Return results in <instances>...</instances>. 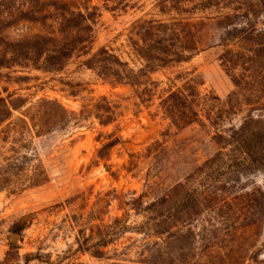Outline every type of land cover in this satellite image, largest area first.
Here are the masks:
<instances>
[{"label":"rangeland","instance_id":"rangeland-1","mask_svg":"<svg viewBox=\"0 0 264 264\" xmlns=\"http://www.w3.org/2000/svg\"><path fill=\"white\" fill-rule=\"evenodd\" d=\"M25 1L15 0L14 10ZM115 3L89 0L96 16L88 54L74 55L62 70L0 67V97L22 106L13 111L12 124L0 128V171L8 162L16 163L18 171L28 156V172L39 168L49 178L43 186L30 187L22 177L0 192V264L137 261L145 240H155L145 234L155 236L153 219L159 214L168 222L165 229L187 224L184 244L191 246L194 264H264V136L245 138L248 156L242 165L233 153V137L245 120L264 121L262 78H256V88L249 84L252 75L242 80V89L233 84L220 62L225 49L216 45V31L202 39L197 30L198 39L211 48L187 62L164 65L134 53L139 23L212 24L231 9H201L198 0ZM57 28L53 21L20 23L3 35L16 41ZM102 49L125 66L103 69L91 59ZM189 88L199 91L192 100L200 119L178 129L162 100ZM251 95L260 101V110L252 114L245 102ZM104 97L115 111L108 126L94 113L96 104L106 106ZM42 99L82 116L42 137L27 130L23 134L16 120L29 111L35 114ZM115 140L119 143L113 148L102 150ZM212 160L217 164L202 170ZM20 221H26L27 229L15 234ZM103 240L111 243L104 247ZM96 251L104 257H93Z\"/></svg>","mask_w":264,"mask_h":264},{"label":"trees","instance_id":"trees-1","mask_svg":"<svg viewBox=\"0 0 264 264\" xmlns=\"http://www.w3.org/2000/svg\"><path fill=\"white\" fill-rule=\"evenodd\" d=\"M104 1L106 3L118 1L115 3L116 5L120 3L122 7L125 6L123 4L125 0ZM198 1L197 6L201 9L227 8L231 9L232 13L217 19L212 24L180 22L167 25L155 21L139 23L137 24V37H139L140 43L137 42L134 46L135 55L142 60L159 61L164 65L187 62L197 53L211 48L210 44L205 45V42L198 39L197 30L202 39L204 36L205 39L208 37L207 33L216 31L220 33L216 45L225 49L220 56V62L227 75L231 77L233 84L242 89V80H247V77L252 75L253 79L249 83L251 88L259 86L257 77H261L264 82V0ZM88 2L89 0H26L21 8L14 10L12 5L15 6V0L0 1V67L9 68L14 64L35 66L46 72H56L62 70L74 55L88 54L96 16L95 10H90L91 8L87 6ZM48 21L57 22L59 28L51 29L50 32L27 34L23 39L16 41L3 35L9 28L20 23L46 25ZM206 27L208 30L205 32ZM212 43L215 45L214 42ZM232 47H237V49ZM91 59L99 65H104L103 69L106 71H113V67L125 66V63L117 55L106 49L100 50ZM190 90L192 92L187 94ZM195 92L200 95L197 90L193 92V88L180 89L170 92L162 100V107L167 117L178 129L192 125L200 119L194 108L195 102L192 100V95ZM255 98L258 99L255 95H251L245 100L246 105L251 106L250 114L254 110H260L256 109V104L260 101ZM101 102L106 106L104 108H101L99 104L94 106L95 118L102 126H108L115 120L114 105L106 97L102 98ZM20 107L22 106H12L7 99L0 97V113L4 115L0 120V128L7 122H9L7 126L12 124L10 121L13 118V111ZM35 107H37L35 114L31 115L29 111L16 120L21 124L23 134L27 130L28 134L42 137L63 129L65 125L82 116V114L69 112L57 101L42 99L36 103ZM235 135V138L233 137V153L241 158L239 163L242 165L248 156L244 147L245 138L248 135L264 136V121L255 120L250 116L235 132ZM118 141H111L102 150L113 148L115 142ZM102 150L98 154L101 160L104 159L101 156ZM22 160V167L18 171L15 170L18 165L14 162H8L5 167L1 168L0 192L5 191L6 187L21 180L22 177L25 182H29L30 187H40L49 182L44 170L38 168L37 172L33 174L28 172L25 166L30 161L28 156H23ZM214 163L216 162L213 160L207 162L202 170L208 168V165L212 168L210 164ZM195 200L199 201L198 198ZM156 217L157 219H153L155 236L145 234L148 239L155 238V240H145L138 254V260L115 261L110 264H194L193 254H188V249L191 246L186 247L184 244L185 228L183 227L187 224L183 222L179 226L170 225L169 229H165L168 223L164 218L165 215L159 214ZM14 227L13 232L18 234L27 229V223L20 221ZM188 232L191 234V229ZM103 241L104 247L111 243ZM104 255L105 253L100 251L92 253L95 258H102ZM239 264L245 263L242 260Z\"/></svg>","mask_w":264,"mask_h":264}]
</instances>
